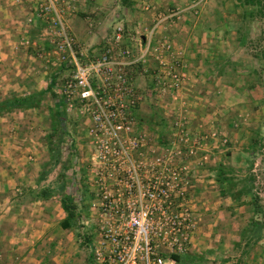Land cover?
I'll return each mask as SVG.
<instances>
[{
	"label": "rangeland",
	"instance_id": "1",
	"mask_svg": "<svg viewBox=\"0 0 264 264\" xmlns=\"http://www.w3.org/2000/svg\"><path fill=\"white\" fill-rule=\"evenodd\" d=\"M62 1L70 32L90 55H101L106 37L119 25L124 28L117 50L129 46L135 58L149 40L152 45L171 42L174 57L164 54L161 64L148 53L126 66L132 89L110 95L130 101L124 114L135 116L137 129L171 138L170 146L182 140L171 133L189 135L187 144L184 140L178 145L182 151L191 145L193 151L180 154L178 160L196 164L194 203L201 219L197 252L192 256H203L185 258L182 264H223L229 259V264H239L238 254L251 247L246 242L253 243L256 236L264 242V0L254 4L248 0ZM31 15L21 20L34 26L29 33L39 36L42 44L26 37L21 45L36 47L32 61L39 73L27 83L33 86L30 97L39 105L15 107L4 115L15 116L12 122L4 121L9 128L0 132V145L11 150L0 153V172L4 171L0 174V264H93L95 224L87 207L79 204V215L65 228L62 221L67 213L61 204L63 196L74 191L76 178L84 182L89 170L91 110L84 103L64 102L57 84L65 73L49 23L37 15L30 23ZM38 19L43 32L37 29ZM0 94V101L24 97L17 92ZM30 157L38 162L29 169L33 179L40 167L46 172V182L38 181L33 192L19 182L26 176V163L33 162ZM203 162L204 167L197 166ZM5 177L17 180L10 183ZM11 191L18 197L26 195L16 205L15 219L8 209ZM35 192L49 198L50 226L40 241L14 246L9 235L21 232L23 238L26 200ZM255 228L263 230L258 235L248 233ZM220 247L232 248L234 256ZM257 264H264V259Z\"/></svg>",
	"mask_w": 264,
	"mask_h": 264
},
{
	"label": "built area",
	"instance_id": "2",
	"mask_svg": "<svg viewBox=\"0 0 264 264\" xmlns=\"http://www.w3.org/2000/svg\"><path fill=\"white\" fill-rule=\"evenodd\" d=\"M32 1L36 13L29 22L35 15L47 18L65 73L57 84L59 94L68 105L77 101L91 110L87 129L91 163L84 182L80 178L74 181L71 194L77 203L87 206L95 224L93 264H182L178 257L197 252L201 219L194 203L196 164L178 160L180 154L193 151L191 145L184 152L178 145L184 140L187 144L189 135L171 133L175 140H182L170 146L171 138L137 129L135 116L124 114L130 101L110 95L111 91L124 94L132 89L126 66L142 61L148 53L161 64L164 54L174 57L171 42L159 40L152 45L149 40L135 58L129 46L117 50L124 28L119 25L106 37L101 55H90L70 32L61 7L64 1Z\"/></svg>",
	"mask_w": 264,
	"mask_h": 264
},
{
	"label": "crops",
	"instance_id": "3",
	"mask_svg": "<svg viewBox=\"0 0 264 264\" xmlns=\"http://www.w3.org/2000/svg\"><path fill=\"white\" fill-rule=\"evenodd\" d=\"M34 5L35 3L32 0H22L20 3H13L11 0H0V93H3L5 95L17 92L19 95L23 94L24 97H30L29 93L31 92L33 86L28 85L27 82L29 80H33V78L38 77L36 76V74L39 72H36L33 69L36 64H34L32 61V59L35 60L36 58V52L34 51V48L36 47H25L21 45V42L23 43V39L26 37H29L32 41L35 40L36 42L42 44L40 41L41 39H39V41L37 40L39 36L34 37L35 35L33 36L32 32L29 33V28H31L32 25H24L23 20L25 18L21 20L23 16L25 17L27 16V14L31 15L32 12L35 11ZM38 20L39 23L36 25L37 29L38 31L40 30V32H43V22H41L40 19ZM4 115L5 114L0 116V132L1 130H5L6 127L9 128V123L7 126L5 125L4 121L9 119V121L12 122L13 116H15L13 115V113L11 114V116ZM11 146L8 145V148H11ZM2 150L6 151L5 154L11 151L10 149L8 150L3 144H1L0 153ZM33 153L34 151L32 152V154ZM31 160H33V158ZM37 163L38 162H35V160H33V162L26 163L24 169L26 176L23 178L21 175H19L21 176V179H19L20 184L30 186L29 190H31V192H33L32 188L34 186H38V181H40L41 183L46 182L45 168H39L41 172L38 173L37 179H33L32 173L29 172V169L34 165H37ZM14 166L16 165L14 164ZM0 174H4V171L0 172ZM5 179H7L10 183H13L15 180H17V178L8 179V177H5ZM34 194H36L34 197L26 200L28 207L26 208L27 211H25L26 213H28V219L24 220L25 228L22 229L26 234L24 233L23 238H21V232V235L17 234L16 232H12L9 235L10 242L14 244V246H16V242H23L26 240H29L32 243L35 242V240L40 241L50 226V222L46 220L47 213H49L50 211V207L48 206L49 198H47L43 194L42 196H39L36 192ZM25 196L18 197L13 191L10 192V196L8 199V209L10 216L12 215V213L14 214L13 219H15V215H17L16 205L18 204V202L23 200ZM20 213L21 211L18 212V214ZM261 230L263 229L255 228L251 229L248 233L252 235H258L261 233ZM256 240H258L257 236L254 238L253 243L246 242V244L251 247H247L249 251H246L245 253L241 252L240 254H238V257L236 258L237 261L240 262L239 264H257L259 262H262V260L264 259V242L263 240H258L256 242ZM221 249H223L224 252H227L228 255L234 256L232 248L225 249L224 247H222ZM236 254L237 253L235 252V255ZM224 262L225 263L223 264H229L232 261L229 259L228 261Z\"/></svg>",
	"mask_w": 264,
	"mask_h": 264
},
{
	"label": "trees",
	"instance_id": "4",
	"mask_svg": "<svg viewBox=\"0 0 264 264\" xmlns=\"http://www.w3.org/2000/svg\"><path fill=\"white\" fill-rule=\"evenodd\" d=\"M248 2L254 4L255 0H248ZM33 97V96H32ZM19 97V96H14L13 99H4L3 101H0V116L5 114L6 112L11 111L15 107H21L23 105H28V106H33V105H39L38 101H35V98L33 97ZM62 205L63 208L65 209L67 216L64 221H62V225L65 228H69L71 225V221L75 220V218L79 215V203L75 201V197L72 194H65L62 198ZM85 207H87L85 205ZM203 255L201 254H196V256L192 255H184L178 257L181 261L185 260V258H190V257H201ZM183 262V261H182ZM188 264V263H187Z\"/></svg>",
	"mask_w": 264,
	"mask_h": 264
}]
</instances>
